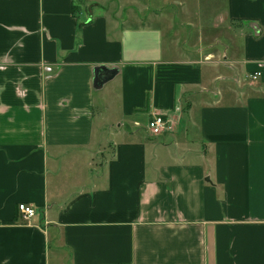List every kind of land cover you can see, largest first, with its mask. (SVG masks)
<instances>
[{"label":"crops","instance_id":"1","mask_svg":"<svg viewBox=\"0 0 264 264\" xmlns=\"http://www.w3.org/2000/svg\"><path fill=\"white\" fill-rule=\"evenodd\" d=\"M0 264H264V0H0Z\"/></svg>","mask_w":264,"mask_h":264},{"label":"built area","instance_id":"2","mask_svg":"<svg viewBox=\"0 0 264 264\" xmlns=\"http://www.w3.org/2000/svg\"><path fill=\"white\" fill-rule=\"evenodd\" d=\"M256 75L251 76L250 79L255 80ZM168 127V121L166 118L162 115H154L152 119L149 121L147 129L150 132L151 136L153 137H158L164 133V131ZM19 211L22 215V218L26 222H30L31 219H33L36 216L35 210L27 205H20L19 206Z\"/></svg>","mask_w":264,"mask_h":264},{"label":"water","instance_id":"3","mask_svg":"<svg viewBox=\"0 0 264 264\" xmlns=\"http://www.w3.org/2000/svg\"><path fill=\"white\" fill-rule=\"evenodd\" d=\"M103 82H106V80L104 79Z\"/></svg>","mask_w":264,"mask_h":264}]
</instances>
